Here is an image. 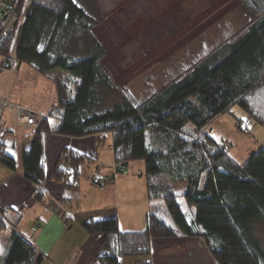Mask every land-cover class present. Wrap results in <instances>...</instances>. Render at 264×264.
<instances>
[{"label": "trees", "instance_id": "1", "mask_svg": "<svg viewBox=\"0 0 264 264\" xmlns=\"http://www.w3.org/2000/svg\"><path fill=\"white\" fill-rule=\"evenodd\" d=\"M242 3L250 15L248 23L138 100L120 91L102 65L105 51L93 33L100 17L90 7L80 0H23L24 22L0 44V55H14L19 68L25 63L43 74L62 70L79 78L72 95L58 87L57 102L40 126L30 128L33 138L22 151V164L24 178L36 188V200L46 196L45 132L97 135L105 141L112 134L118 172L134 160L147 163L150 211L144 231H121L115 210L82 221L86 232L103 239L98 264H123L127 257L147 264L153 238L181 235L197 238L217 264H264V239L258 231L264 224V147L241 164L225 142L206 130L236 106L246 114L240 121L264 125V0ZM80 47L83 53H77ZM189 124L192 131L187 130ZM236 126L242 130L240 123ZM14 133L13 123L1 124L0 164L13 170L16 159L6 151V138ZM88 160L75 149L62 150L51 174L63 186L60 201L70 200L77 191ZM180 183L185 189L178 191ZM6 212L3 208L0 226L14 228ZM63 218L68 223L76 215ZM43 262L44 255L16 231L6 252H0V264Z\"/></svg>", "mask_w": 264, "mask_h": 264}, {"label": "crops", "instance_id": "2", "mask_svg": "<svg viewBox=\"0 0 264 264\" xmlns=\"http://www.w3.org/2000/svg\"><path fill=\"white\" fill-rule=\"evenodd\" d=\"M185 1L142 0L136 3L135 7L145 17L151 19L155 16V19L151 20L154 21L152 25H158L162 31L164 28L163 23H160L161 18L162 21L167 22L172 29L168 32V37L171 39L180 37V33L185 32L186 26L183 22L187 25L199 22L201 15L205 17L202 18L204 22L217 19L216 21L221 24V29L217 27L218 31L212 34V39H219L222 32H224L223 37L229 36L234 8L238 7L240 9V11L237 9L238 13L243 16L239 21H243L244 18L241 28L250 21V15L240 0H215L211 3L198 1L197 5H201L199 14L195 13L194 4L189 6L190 4ZM160 39L157 34L156 41L150 46L152 52H164L166 49L169 52L175 49L176 45L183 44L171 43L170 49L166 46L169 41L163 42ZM206 42L199 46L201 53H210L223 43L218 40L209 44ZM211 44L215 45L212 47ZM14 126L15 129L20 127L17 123ZM43 138L45 198L42 201L36 200L33 195L36 188L29 183H22L26 192L14 191L10 198L0 189V206L8 208L6 214L14 227L10 228V231L11 233L16 231L29 240L37 251L44 255L43 264H98L97 257L104 251L103 239L86 232L82 221L91 217L104 218L115 210L121 231H144L146 215L150 211L146 160L131 161L121 172H116L113 167L115 157L111 147L112 134L106 139L107 141L110 138L108 145L105 144L103 137L97 135L75 137L58 134L52 130L45 132ZM64 148L75 149L89 158L78 181L77 191L71 194L72 198L68 201H60L59 197L64 195L63 186L51 178L54 165ZM99 161L104 163L102 167H98ZM96 171H99L105 179L102 185L90 179L92 175L95 176L93 173ZM21 173H23V164ZM68 214L76 215V219L65 223L63 215ZM9 244L10 239L6 246ZM150 261L152 264H217L208 248L197 238L184 235L153 238ZM134 264L143 263L136 259Z\"/></svg>", "mask_w": 264, "mask_h": 264}, {"label": "rangeland", "instance_id": "3", "mask_svg": "<svg viewBox=\"0 0 264 264\" xmlns=\"http://www.w3.org/2000/svg\"><path fill=\"white\" fill-rule=\"evenodd\" d=\"M80 1L90 7L95 16L100 17L98 23L93 27V33L105 51L101 58L102 65L120 91L138 100L150 96L187 70L199 58L207 55L208 52L201 53L199 48L203 42L207 41V44L214 42V40L215 42L216 40L224 42L236 34L241 28V24L244 23V18L243 21H239L243 16L238 13L240 9L237 7L233 11L232 28L228 31V37H223L224 32H222L219 39H212L211 36H213L214 31L221 29V24L216 21L217 19L204 22L205 20H202L204 16L201 15L199 22L196 21L188 25L183 22L184 26H186L185 32L183 34L180 33V37L171 39L168 37V32L172 31V29L169 28L167 22L162 21L161 18L160 23H163L164 28L162 31L158 28V25H152L154 21L151 22V20L155 19V16L150 19V17L140 14L135 4L142 0ZM198 1L211 3L215 0H186L185 3L190 4L189 6L194 4L196 6L195 13H197L201 7V5H197ZM240 1L242 2V0ZM235 20H238V22ZM23 22L24 19L21 20L19 28ZM157 34H159L160 40L163 42L169 41L166 44L167 47L172 45L171 43L183 44L176 45L175 49L169 47L171 49L169 52L166 48H164L166 49L164 52H152L153 49L150 46L153 41H156ZM214 45L211 44L212 47ZM78 51L84 52L81 47L78 48L77 53ZM4 57L0 55V97L33 108L41 114L49 112L50 107L57 102L59 98L58 87L62 88L63 92L67 89L68 93L72 95L75 83L79 82V78L72 77L75 79L73 80L70 76L71 74L66 71L53 70L48 74H43L25 63L21 64L20 68L18 65L16 71L11 70L10 67L4 68L2 65ZM110 97L116 96L111 95ZM245 116L243 109L236 106L232 109V112L225 113L214 119L206 129L214 139L219 142H225L231 155L241 164H244L251 154L264 147V125H253L247 121H240L239 118H245ZM15 120V116L7 112L3 116L1 124L7 127L11 123L15 124ZM237 123H240L242 130L237 128ZM192 128L191 124L187 126L188 131H192ZM30 131V128L20 126L15 129L14 134L6 138L8 143L6 151L17 162V169L14 171L0 164V189L9 198L14 191L24 190L26 192L22 183L32 185L21 173L22 148L28 147L33 138L28 135ZM105 144H110V138ZM103 165L102 161L98 162V167ZM113 167H115L117 172L116 161ZM93 174L102 177L99 171ZM92 181L95 182V179ZM183 189H185L184 183H180L179 188H176L178 191ZM3 208V206H0L1 212ZM171 224L174 226L173 223ZM10 228L12 229L9 224L0 226V252L2 254L6 252V245L10 239ZM258 231L264 239V224H259ZM135 260L136 258L127 257L123 258L122 262L123 264H134Z\"/></svg>", "mask_w": 264, "mask_h": 264}, {"label": "built area", "instance_id": "4", "mask_svg": "<svg viewBox=\"0 0 264 264\" xmlns=\"http://www.w3.org/2000/svg\"><path fill=\"white\" fill-rule=\"evenodd\" d=\"M22 3L23 0H0V44L6 41L14 28H16L21 22L20 8ZM2 65L4 68L10 67L11 70L16 71L19 61L11 55H5ZM7 112L15 116L17 125L27 128L40 126L42 118L45 117V114H41L33 108L26 107L14 101L0 97V126L3 116ZM121 168L123 170L124 166H121ZM95 176L94 179L96 184L101 185L105 182V179L101 176ZM0 216H2L1 210ZM147 264L152 263L150 261Z\"/></svg>", "mask_w": 264, "mask_h": 264}, {"label": "bare ground", "instance_id": "5", "mask_svg": "<svg viewBox=\"0 0 264 264\" xmlns=\"http://www.w3.org/2000/svg\"><path fill=\"white\" fill-rule=\"evenodd\" d=\"M9 55H11V54H9ZM11 56H13V57H15L14 55H11ZM16 58V57H15ZM17 59V58H16ZM18 60V59H17ZM27 128V127H26Z\"/></svg>", "mask_w": 264, "mask_h": 264}]
</instances>
